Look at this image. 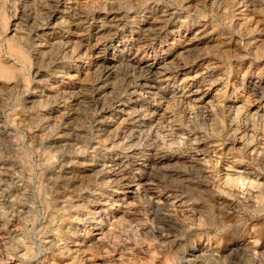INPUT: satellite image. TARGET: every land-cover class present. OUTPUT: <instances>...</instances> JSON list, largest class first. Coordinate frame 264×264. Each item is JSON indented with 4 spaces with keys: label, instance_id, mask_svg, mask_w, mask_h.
Segmentation results:
<instances>
[{
    "label": "rangeland",
    "instance_id": "1",
    "mask_svg": "<svg viewBox=\"0 0 264 264\" xmlns=\"http://www.w3.org/2000/svg\"><path fill=\"white\" fill-rule=\"evenodd\" d=\"M50 1L0 0V260L12 256L17 264H37L44 256H53L58 245L73 239L72 228L77 226L73 215L92 210L95 199L111 195L123 179L119 170L97 176L83 168L86 160L108 154L116 140L102 131L101 123L115 124L113 117L110 118L112 97L109 96L111 98L108 97L104 103L98 99L99 82L115 81L122 91L131 87L140 92L135 85L139 73L130 65L126 66L128 63L124 59H119L117 68L106 77L92 65L95 53L110 43V32L115 30V27L103 26L101 22L108 13H115L123 20L117 27L118 39L133 34V20H157L155 24L159 25L167 23L160 38L168 34L170 40L173 37L170 29L178 28L180 22H193L194 27L206 28L213 38L206 44L200 43V49L196 48L194 57L188 62L196 63L197 68L190 70L194 73L198 69V54L209 55L201 65L209 64L211 77L200 82L191 81L188 85L191 89L199 87L202 98L195 101L191 98L188 103L186 98L181 101L178 96L170 99V93L166 99L157 97L161 103L157 110L167 115L176 112L178 121L185 128L199 123V119L198 122L196 119V124L194 119L192 122L191 118L187 120L185 117L183 110L192 105L210 109L215 116L219 113L224 118L220 122L218 117L214 125L208 124L210 121L199 125L193 135L206 133L202 142L194 143L201 149L190 151L193 158L203 163L199 165L204 166L206 182L184 187L188 193L184 198L191 197L194 201L189 199L188 204L198 209L204 217L202 219L208 218L209 221L181 240L172 263L179 264L177 262L196 247L212 251L215 256L213 264H264V200L248 203L244 197L246 185L240 188L224 181V164H235L239 157L248 163V167L264 174V153L255 156L253 149L262 148L264 144L254 145L255 141L251 140L252 131L261 130L264 122V98L240 83L242 77L264 78V0H215L212 4V0H68L59 7L62 13L57 14L61 16L58 23L55 18L49 19L50 10L54 9ZM164 9L173 12L172 15L161 16ZM13 29L22 39L16 41ZM43 31L53 33L57 40L52 50L35 45L36 34ZM180 32L184 30L180 28ZM140 43L135 42L130 48V56H144V46ZM208 44H211L212 52L207 51ZM146 60L150 61V58ZM51 86L54 93L79 89L83 95H72L65 103L57 96L44 99L37 106H31L27 101L34 89ZM130 97L136 100L145 98L137 94ZM241 104V114L235 120L248 126L247 134L239 131L238 140L229 142L224 137L229 131L227 119L229 114L235 117V108ZM226 105L234 108L225 111ZM56 106L64 111L62 117L58 111H51ZM165 123H171V119ZM58 134L63 138L58 140ZM213 149L222 155L217 163ZM133 168L134 172L152 170V173H159L149 164ZM167 179L163 177L159 186L163 187ZM241 189L244 194L239 193ZM228 201H234L236 206L232 209L225 204ZM221 206L230 213L226 227H219L216 223L221 217L218 212ZM142 207L146 210L143 211L147 223L151 224L149 207L146 204ZM253 225L263 230V235L259 236V253L256 254L247 248ZM135 234L133 232L132 235ZM49 238L56 241L53 248L46 243ZM209 240L211 246L207 245ZM139 245H143L142 242ZM233 246L238 247L241 256L228 262L223 254ZM156 264L169 262L160 258Z\"/></svg>",
    "mask_w": 264,
    "mask_h": 264
},
{
    "label": "bare ground",
    "instance_id": "2",
    "mask_svg": "<svg viewBox=\"0 0 264 264\" xmlns=\"http://www.w3.org/2000/svg\"><path fill=\"white\" fill-rule=\"evenodd\" d=\"M51 1L54 9L50 10L49 19L55 18L58 23L57 19L61 17L57 16L61 12L59 7L67 3L68 0ZM214 1L212 0L211 4ZM167 11V9L162 10L161 13L164 12V14L160 15H172L173 12ZM156 21L146 20L145 22H139L138 20H133L132 23L134 25L131 28L133 34L130 37H123L122 39H118L119 32L117 27L123 20L117 17L115 13H108L104 21L101 22L103 26L115 27V30L110 32V43L105 44L103 50L95 53L92 65H95L96 71L98 70L102 76L105 75L106 77L117 68L118 60L124 59L128 63L126 66L130 65L136 70L135 72L139 73L135 85L140 89V92L137 93L131 87L128 90L122 91L117 87L115 81L107 83L99 82L97 86L98 99H101L102 103H104L109 96L112 97H109L112 99H110V105L113 109L110 118L113 117L112 119L115 124L114 126L112 123H106L104 120L105 123H101L102 131L107 136H114L113 138L116 140L111 145V150L108 154H102L86 160L83 168L87 171H93L97 176L109 175L119 170L123 179L118 183V189H115L111 195L95 199V206L93 209L91 208L92 210L83 212L80 215H73L77 222V226L74 227L73 225L74 228H72L73 239L62 245H58L56 253H53V256H44L37 264H156L160 258L166 259L169 264H173L176 250L180 249L178 246L181 240L189 235L191 236V233H195L198 227L204 222L209 221L208 218L202 219L203 216L198 213V209L188 204V200L191 197L185 199V195L188 193L186 194L187 191L185 192L184 187L192 186L193 184H205L206 182L205 172L203 173L204 166L199 165L203 163L200 162L201 160L197 161L198 159L193 158L190 152L201 149L194 143L202 142V139H205L203 135L205 136L206 133L193 136L198 130L197 127L209 121L208 124H217L218 121L222 122L224 118L219 113L215 116V113L210 109L201 106L195 108L192 105V107L189 106L183 110L186 115L184 116L187 117V120L191 118L192 122L193 119L194 122L196 119L198 122L199 119V123L195 122L197 124L195 127L185 128L178 121V114L176 112L170 113V111V114L167 115L163 111L159 112L157 110V106L161 104L160 101H157V97L166 99L170 95L171 97H169L172 99V96H178L177 98L181 101H184L183 99L186 98L188 103L191 102V98H194L192 99L193 101L202 98L203 95L199 87L191 89L188 85H190L189 82L191 81L193 83L200 82L211 77L212 69L209 64L206 63L207 65H203L204 67L201 65L203 59L209 55L202 56L198 54V69L194 73H190V70L196 67V63L192 62L190 64L188 62L191 60V57H194L195 50L200 49V43L206 44L213 38H211L206 28L200 26L194 27L193 24L195 23L193 22H189V24L188 22H180L178 28L170 29L169 32L171 36L173 35L170 40L168 34L160 38L165 33L163 30L167 23L159 25L155 24ZM180 28L184 30L183 33L180 32ZM186 30L188 33H185ZM13 31L16 41L17 39L19 41L21 35H18L15 29ZM36 37V47L51 48L52 50V45L57 42L54 39L53 33L50 34L48 31L36 34ZM159 38L160 40L158 41ZM135 42H142L140 45L144 46V56L142 58L130 56L131 52L129 50L134 46ZM19 43L21 44V41ZM169 43L172 45H169ZM211 44L206 45L207 51H211ZM147 58H150V61H147ZM215 78L212 79L216 80ZM240 83L246 88L251 89L258 97L264 98V78L262 76H256L255 78L249 76L246 79L242 77ZM52 91V86L34 89L27 97V101L31 106H37L44 99H54L56 96L65 103L67 98L72 95H83L79 89H73L72 91L57 90L58 93L57 91L56 93ZM131 94L141 95L145 98L143 100H136L130 97ZM150 104L156 105L151 106ZM242 106V104L237 105L235 108V117H231L230 114L228 116L227 126L229 125V131H227L224 137L229 142L238 140L237 133L239 131L247 134L248 126L235 120L241 114ZM225 107V111H231L234 108L231 105H226ZM51 111H58L57 114H60L61 117L64 115V111H61L59 106L52 107ZM260 116L263 117V115ZM170 119L171 123H165ZM217 132L219 133V131ZM190 134L192 135L190 136ZM57 137L58 140L59 138H63L60 134ZM251 140L255 141L254 145H257V143L264 144V122L262 123L261 130L258 132L252 131ZM253 149L255 150V156L259 157L264 153V145L262 148L255 147ZM213 151L215 162L217 163L221 160L222 155L218 154L219 152L216 149H213ZM123 153L125 155L121 156L120 154ZM123 157L126 159L124 160ZM146 164H149L151 169H158L159 173H152V170L134 172L133 166H146ZM224 165L226 170L224 173L225 183L237 184L240 188L243 184L246 185L244 197L248 203L251 202L252 204L253 202L254 204L264 200V174L261 170L258 171L253 167H248V163L244 162L242 157H239L235 164L233 162H226ZM175 167H181L182 169L179 168L180 170H178ZM260 174H262L261 177H258ZM232 175L234 176L232 177ZM163 177L168 178L167 183L164 181V186L160 187L159 182H162ZM176 180L178 183H176ZM243 191L241 189L239 193L244 194L245 192ZM191 196L194 198L193 195ZM191 200L192 202L194 201L193 199ZM142 204H146L149 207V213L152 217L151 224L147 223V216L144 212L146 210L143 207L141 208ZM225 204H228L232 209L236 206L234 205V201H228ZM248 205L250 204H246V206ZM223 207H219L220 211L218 212H220L221 217L219 220H216L219 227L228 226L230 213ZM152 219H155V221H152ZM252 229H254L253 234L250 233L252 236L250 235L251 237L249 238L251 239H248L249 245L247 244V248H250L256 254L259 253L257 252L260 240L259 236L263 235V230L255 225H253ZM133 232L137 234L133 236ZM140 242L143 245L140 246ZM46 243L52 248L54 245L56 246L54 239L49 238ZM211 244L209 240L207 245L211 246ZM237 248L233 246L230 250H227L226 254H223V257L228 262L234 261L241 256ZM192 251L184 258L182 257L183 259L177 263L213 264L215 256L213 257L214 253L212 251L208 249H196V247H193ZM170 255L173 256L171 260H169ZM4 259L3 261L0 260V264H17L14 262L12 256H6Z\"/></svg>",
    "mask_w": 264,
    "mask_h": 264
}]
</instances>
